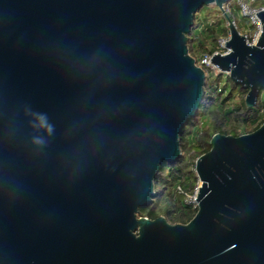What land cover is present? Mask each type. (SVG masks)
<instances>
[{"label":"water","instance_id":"water-1","mask_svg":"<svg viewBox=\"0 0 264 264\" xmlns=\"http://www.w3.org/2000/svg\"><path fill=\"white\" fill-rule=\"evenodd\" d=\"M229 1L0 0V264H264V122L211 137L189 222L138 216L203 97L194 15ZM254 16L255 45L226 18L209 62L247 107L264 88Z\"/></svg>","mask_w":264,"mask_h":264},{"label":"trees","instance_id":"trees-1","mask_svg":"<svg viewBox=\"0 0 264 264\" xmlns=\"http://www.w3.org/2000/svg\"><path fill=\"white\" fill-rule=\"evenodd\" d=\"M243 1L254 8L264 6V0ZM226 18L240 31L237 22L245 19L239 14L236 0H230L221 11L211 4L195 13L187 34V49L196 65L202 55L222 51L217 40L228 35ZM203 70V97L196 114L180 132V156L173 162L162 163L154 179L152 202L139 208L138 216L149 219L163 216L170 224L189 222L197 210L196 205L185 201L198 183L195 160L209 151L211 137L216 133L233 136L250 133L264 122V88L256 104L247 107L246 89L233 83L228 74L206 67Z\"/></svg>","mask_w":264,"mask_h":264},{"label":"built area","instance_id":"built-area-1","mask_svg":"<svg viewBox=\"0 0 264 264\" xmlns=\"http://www.w3.org/2000/svg\"><path fill=\"white\" fill-rule=\"evenodd\" d=\"M236 3L238 5L239 14L245 19L244 24L246 25V28L243 29V31H238L244 38L245 42L248 45H253L256 43L260 33H261V25L259 23V20L257 17L254 16V14H257L259 11L264 10V6L254 8L246 4L243 0H236ZM233 22V21H232ZM234 23V22H233ZM235 25V23H234ZM228 40V35L226 37H220L217 40L218 46L222 51H215L211 55H202V57L199 60V65L202 69L203 67L209 68V69H215L209 62L211 60V57L214 54L221 53L224 54L228 51L224 47V43ZM198 188L197 186L194 188V192L192 195H189L186 197L185 201L187 203L194 204V201L196 199Z\"/></svg>","mask_w":264,"mask_h":264},{"label":"rangeland","instance_id":"rangeland-1","mask_svg":"<svg viewBox=\"0 0 264 264\" xmlns=\"http://www.w3.org/2000/svg\"><path fill=\"white\" fill-rule=\"evenodd\" d=\"M201 15V14H200ZM237 25H238V28H239V30L240 31H243V29L244 28H246V25L244 24V22H240V21H238L237 22ZM215 70V72H219L216 68L214 69ZM226 73H224V75H225ZM198 184H199V180H198V183H197V188H198Z\"/></svg>","mask_w":264,"mask_h":264},{"label":"clouds","instance_id":"clouds-1","mask_svg":"<svg viewBox=\"0 0 264 264\" xmlns=\"http://www.w3.org/2000/svg\"><path fill=\"white\" fill-rule=\"evenodd\" d=\"M47 130H48L49 134H51L52 128H51L50 125L48 126V129Z\"/></svg>","mask_w":264,"mask_h":264},{"label":"bare ground","instance_id":"bare-ground-1","mask_svg":"<svg viewBox=\"0 0 264 264\" xmlns=\"http://www.w3.org/2000/svg\"><path fill=\"white\" fill-rule=\"evenodd\" d=\"M253 45H255V44H253Z\"/></svg>","mask_w":264,"mask_h":264}]
</instances>
